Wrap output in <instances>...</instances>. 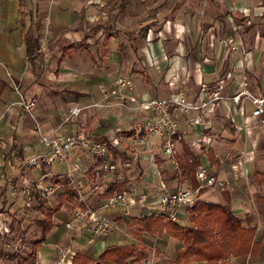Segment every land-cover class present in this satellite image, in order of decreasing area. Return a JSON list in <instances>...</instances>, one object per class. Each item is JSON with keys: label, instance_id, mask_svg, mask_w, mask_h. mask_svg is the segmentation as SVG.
<instances>
[{"label": "crops", "instance_id": "obj_1", "mask_svg": "<svg viewBox=\"0 0 264 264\" xmlns=\"http://www.w3.org/2000/svg\"><path fill=\"white\" fill-rule=\"evenodd\" d=\"M168 3L169 0H154L152 7L157 9L154 16L130 30H121V32L128 33L132 38H140L141 44L136 49L131 47V53L134 54L135 52L136 54L135 66L137 68L132 72L131 66L125 68L128 71L126 74H117L109 80H106L107 78L102 79L103 81L97 84L98 97H94L93 103L101 102L98 86L100 84L109 85L120 75L133 78V86L120 90L115 97L110 98V102H122L124 106H132L140 100L166 96L170 90L175 88L182 89L186 95L192 97L191 94L201 84H219L220 93L225 97H231L243 89L253 95L264 93V32L257 31L255 27L258 22L256 15H259L262 10L264 11V0H175L170 7L167 6V9L160 10L162 6L168 5ZM22 10L26 14L25 1ZM45 11L44 9L40 16L41 21H46L49 16V13ZM27 15L28 21L26 22L24 15L21 16L19 13L18 0H0V114L2 115L0 123V186H8V182L3 180V176L8 179L7 176L17 166L24 176L25 183L28 184L25 188L27 194L29 185L31 190L35 189L39 193L42 184L49 181H61L63 183L62 192L65 190L71 194L75 191L80 192L83 199L92 208L111 219L114 227L107 234L97 237L87 235L82 225L76 228V230L82 231V236L79 238H76L75 234H69V236L63 228H56L54 231L55 226L52 227L44 242L36 248L33 264H52L60 251L59 247L64 245L66 248L70 244L68 249L72 250V253L67 254L66 263L69 264L74 252L93 258L106 245L115 244L112 241L115 238L113 233L117 232L116 234L121 239V232L118 231H120V224H125L124 218L137 216L144 212V208L149 209V212H155L158 207H154L153 199L157 196L159 198L162 189L165 187L173 189L176 186H190L181 180L180 176L176 178L174 185L171 183L172 179H164L166 178L165 172L162 176L159 174L160 172H157V169L158 171H165L168 167L175 171L178 169H174L172 164L165 159L160 164L155 162L154 159L160 157V142L154 136H149L152 137L150 143L140 146L137 156L134 154L136 158L147 150L154 154L150 166L151 173L142 176L144 180L139 184L140 186L135 187L136 190L130 186L128 175L127 180L120 179L118 176L112 178V174L117 172L114 170L115 168L113 170L98 168L97 160L82 149L69 150L65 161L57 162L65 165V169L60 172L48 171V167L51 165L36 169V174L28 170L30 168H27L25 161L42 151L43 148L35 131L33 120L29 117L21 118L18 116V108L15 105L18 94L16 95L9 89V80L6 75V71L13 75L15 72L21 71L22 67L26 70L27 64L20 40L21 17H23L24 25L31 24L35 34V25L30 15V9ZM241 23L247 24V26L242 29L243 25L239 26ZM92 24L101 26L99 30L105 28L108 34H110L109 30L112 32L114 28L115 30L118 29L113 22L107 20L106 16L98 21L94 18ZM142 26H146V28L139 31ZM89 29L87 31L92 34ZM99 30L92 36L97 37ZM60 34L62 35V33ZM228 37L234 40V48L223 47L220 44L221 39ZM128 45L131 44L128 43ZM39 46L45 59L46 53L40 40ZM67 46L71 47L64 54L60 63L73 48L72 44H68L62 49ZM77 47L78 49L84 48L81 44H78ZM57 59L55 63L59 65ZM26 73L28 75L22 83L19 93L24 97L34 96L28 91L36 80L32 81L28 67ZM243 79L245 86H243ZM201 98L203 96L199 95L195 101ZM70 106L65 107L66 111ZM118 106L121 105L112 104L104 107ZM92 107L94 108V106ZM6 108L8 109L6 110ZM135 111H137L136 117L139 120L148 116L146 111ZM62 112L63 110H58L55 114L52 112L49 115L40 108L37 101L33 109V113L43 119L41 127L44 128V131L56 130L58 134H77V128L73 121L70 123L62 122V119L61 122L59 121L65 115L61 117ZM192 115V113L176 115L182 134L178 153L183 146H186L189 153L197 154L198 164L207 166V169L217 179L227 183L222 189L215 187L200 189L197 198L218 203L228 202L231 211L243 226L254 227L252 248L250 246L245 252H238L229 256L227 262L229 264H264V247L260 244L264 231V127H261L258 121L250 115V104L246 99L242 100L240 106L231 101H220L203 114L199 124H192L189 121ZM93 122L92 126L96 128L97 133L107 134L108 126L107 128L105 126L100 127L97 119ZM119 132L111 131L101 139L109 141L116 138L118 134L122 135ZM92 133L95 132L92 131ZM136 136L141 135L121 136V140L113 150L114 163L117 156L122 158L127 151L125 150L126 147H122L120 144L129 142L131 139L134 142L136 140L133 139ZM208 150L213 154L214 163L212 162V165L209 164L207 158ZM122 151L125 152L122 153ZM135 161L138 160L135 159ZM128 165L124 164V166ZM88 169H91V174L86 173ZM97 169L98 173L94 174ZM122 180L125 181L124 194L129 202L127 217L119 215L118 207L103 206L102 202L105 198H98V195L109 183ZM172 185L174 186L172 187ZM37 193L35 194L37 195ZM33 196L35 195H30L28 200L31 201ZM36 199L41 200L43 198L37 195ZM44 200L43 206L45 208H51L49 206L51 204L54 207L55 196L45 197ZM2 201V197H0V203ZM33 204L36 205L35 199ZM64 204H67L70 210V204ZM187 210L184 209L177 213V222L188 223L187 215H185ZM3 214L0 213V240H3L8 234L7 231L10 228V223H12V220L9 222L6 214ZM178 216L181 220L178 219ZM8 223L9 228L7 227ZM5 224L6 226H4ZM2 230L5 231L2 232ZM73 232L75 233V229L74 231L72 229L71 233ZM167 237V235H163L160 238H155L142 233L133 239L150 248V257L156 264H173L181 244L175 239L172 240V237ZM88 238L94 240L90 245L91 247L88 248L89 253H85L86 249L72 246L73 243L86 241L85 239L88 240ZM124 244L127 243H120V245ZM41 249L42 253H38ZM39 254L42 257H39ZM2 262L4 261L0 258V264ZM101 264L111 263L103 262ZM184 264H203V262L196 261Z\"/></svg>", "mask_w": 264, "mask_h": 264}, {"label": "rangeland", "instance_id": "obj_2", "mask_svg": "<svg viewBox=\"0 0 264 264\" xmlns=\"http://www.w3.org/2000/svg\"><path fill=\"white\" fill-rule=\"evenodd\" d=\"M24 1L26 11L24 19L26 22L28 21L27 12L30 9V15L32 17L33 24L35 25V35L38 36L41 46L46 53L43 61L42 74L30 86L28 91L36 96L37 104L39 103L40 108L45 113H49V115L52 112L55 114L58 110H63L61 114L62 117V115L66 114L65 107H67V105L70 106L72 104H76L81 107L79 116L75 119L73 118V120H68L65 123L73 121L77 128V133H86L89 131V133L93 134L98 139L106 137L111 131L117 132L130 130L132 124L139 121L136 117L137 111H133V108H131L130 105L125 104L126 106L118 107L94 106V108L90 105L94 102L95 98L98 97L96 87L98 83L103 81L102 79L107 78L106 80H109L117 74H126L128 71L125 70V68L131 66L133 69L132 72H134L135 68H137L135 66L136 54L134 52V56V54L131 53V47L136 49L137 46L141 44L140 38H132L128 33L126 34L125 32H121V30H130L147 20L149 17L154 16L157 12V9H153L154 7H152L154 0ZM174 1L175 0H169L168 5L162 6L160 10L167 9V6L170 7L171 4H174ZM44 9L46 10L45 12L49 13V16L46 21H41L40 16L43 14ZM259 9H257V11L261 10ZM103 16H106L109 22H113L114 26L118 27V29L115 30L114 28L112 32L109 30L110 34H108L107 30L102 28L99 30V33H97V37H94L87 30L94 26L92 24L94 18L98 21ZM256 19L258 21L255 26L257 31L264 32L263 10L259 15H256ZM17 23H19L18 20ZM241 25H243L242 29L247 26V24L243 23L239 26ZM60 33H62V35ZM128 43L131 45H128ZM68 44H72L73 48L63 61L59 65H56L55 61L59 56L62 47ZM78 44H81L84 48L78 49ZM21 69V71L15 72L13 75L9 74V71H6L7 79L9 80L8 87L16 95L21 92L22 83H24V80H26V76L28 75V73H26L27 67L26 70L24 67ZM67 90L72 91L71 93H67L69 92ZM91 118L92 122L87 129L85 126ZM48 119L51 120L50 117H48ZM61 119L62 118L59 120L60 122ZM96 119L100 127L105 126V128H107L108 126L109 131L107 134L103 135L95 131L96 128L92 125L94 123L93 121ZM42 131H44V128H42ZM92 131L95 133H92ZM151 138L152 137L141 135L134 137L133 140H136L134 142L131 139L129 142L126 141L120 144V146L126 147L125 150L127 151H122V153L125 152L123 155L124 157H116L114 170H117V172L112 174V178H114V176H118L120 179L123 178L124 180H127L128 175L130 186L136 190L135 187L143 182L142 180H144L142 176L151 173L150 166L153 162L154 157L152 156L154 154L147 150V152L141 153L140 157L136 158L137 152L140 151V146H145L146 143H150ZM135 159L138 161H135ZM124 164L129 165L124 166ZM64 169V163H54L48 167V171L56 173ZM28 170H31V172L35 174L37 173L36 169L30 168ZM157 172H160L159 174L161 176L165 172L166 178L164 179H172L173 181L171 183L175 185L177 178V175L175 176V170L168 167L165 171H158L157 169ZM11 174L8 175L9 177L7 176L8 179H5L3 176V180L8 182V186H0V197H2L3 200L0 203V213H4L3 215L6 214L5 216H7L9 222L12 220L10 228L9 223L7 226L9 230L7 231L8 234L6 233L7 235L4 237L6 241L5 245H7L6 247L17 249L18 254L20 255L17 259H19L18 262L20 264H33L35 256H29V240L35 238L39 233L36 221L41 218L42 212L35 204H33L32 198V200L30 199L31 201L28 200L32 190L29 185L28 194L25 192V188L28 184L25 183L26 181L21 170L19 171L16 166L15 169L13 168ZM174 185H172V187ZM164 189H162V191H168L170 188L165 187ZM202 198H204V196H202ZM157 199L158 196L153 199V204L155 205L154 207L157 206ZM49 206L53 208L52 204ZM68 208L67 204H63L54 214L52 222L55 228L53 230L55 231L56 228H63L66 230L68 235L75 234V237L79 238V236H82V231L76 230L79 226L67 228L64 225L67 218L65 215H67L69 210ZM149 211V209L144 208V212H141L140 214L142 215L143 213ZM126 219L127 218H124L125 221ZM178 219L181 220L179 216ZM4 226H6V224ZM120 226V231L118 232H121V239L116 232L113 233L115 238L112 239V241H114L115 244H120L121 242H136L134 240L135 237L128 232V227L125 224H120ZM72 229L73 231L75 229V233H71ZM4 231L5 230H2V232ZM124 232L127 235H125ZM167 238L170 237L168 236ZM81 239L84 238L81 237ZM171 239L174 240L173 238ZM85 240L86 241L75 242L72 246L83 250L86 249L85 253H89L88 248L91 247L90 245L94 240L89 238L88 240ZM59 248V252L65 251L68 255L72 253V250L68 249L70 248V244L67 245L66 248L64 245ZM39 252L42 253V249L38 251V253ZM39 257H42V255L39 254ZM2 264L9 263L2 262Z\"/></svg>", "mask_w": 264, "mask_h": 264}, {"label": "built area", "instance_id": "obj_3", "mask_svg": "<svg viewBox=\"0 0 264 264\" xmlns=\"http://www.w3.org/2000/svg\"><path fill=\"white\" fill-rule=\"evenodd\" d=\"M223 47L234 48L235 42L232 38H223L220 40ZM133 86V81L128 76H117L109 85L100 84L98 90L101 96V102L93 103L91 106L104 107L112 104L124 106L122 102H110L111 97H115L120 90L128 89ZM243 86L245 82L243 79ZM192 97L185 94L180 88L170 90V93L162 97H154L147 100L136 101L131 106L133 110L148 112V116L142 120L134 122L130 128L131 135L154 136L160 142V158L169 161L174 169H177L176 155L178 145L182 140V134L176 119L177 114L187 115L192 113L189 121L192 124H199L201 117L220 101H231L235 105L242 103L246 99L250 104V115L258 121L261 127H264V93L253 95L246 89H243L231 97L222 96L219 84L206 85L201 84L191 94ZM203 98L196 100L199 96ZM36 97H24L18 93L15 105L18 108V116L21 118L29 117L33 120L35 131L38 135L42 151L25 161L27 168L39 169L42 166H50L57 162L65 161L67 153L71 149H82L87 154L97 160L98 168L104 170H113L115 168L113 150L121 140V134L109 141L98 139L89 132L77 134H58L56 130L42 131L41 123L43 119L33 113L36 105ZM8 108H6L7 110ZM81 107L70 106L62 122H66L79 115ZM2 115L0 114V123ZM98 173V169L94 174ZM196 187L176 186L172 190L162 191L157 201L156 212L161 213L167 219L176 221L177 213L184 209H189L198 197L200 189L215 187L224 188L227 183L217 179L207 166L199 164L194 172ZM41 198L53 197L63 190L61 181H49L40 186ZM71 198L79 206L69 210L65 227L82 225L84 231L90 237L103 236L107 234L114 223L103 213L92 208L88 202L83 199L80 192L75 191ZM103 206L118 207L120 216L127 217L129 202L124 194H113L105 198ZM155 212V213H156ZM67 253L61 251L52 261V264H66ZM136 264H156L152 257H146Z\"/></svg>", "mask_w": 264, "mask_h": 264}, {"label": "trees", "instance_id": "obj_4", "mask_svg": "<svg viewBox=\"0 0 264 264\" xmlns=\"http://www.w3.org/2000/svg\"><path fill=\"white\" fill-rule=\"evenodd\" d=\"M18 6L20 15H24V11L22 10L24 1L18 0ZM20 22V40L23 45V55L32 75V81H34L42 73L44 53L40 49L39 38L33 33L31 24L24 25L23 17L20 18ZM99 28L101 26L96 25L91 27L89 31L94 34ZM145 28L146 26H142L139 31ZM70 47L67 46L62 49L57 63H60ZM67 91H69L67 93H71L70 90ZM91 122L92 118L86 126L87 129ZM120 132L125 137L131 135L130 130ZM196 155L189 153L186 146H183L176 155L178 170L175 171V176H180L181 180L185 181L190 187H196L194 172L199 165ZM207 158L209 159V164L212 165L214 158L212 152L209 150ZM154 160L157 164L163 161L160 157H156ZM86 173L91 174V169H88ZM124 186L125 181L123 180L111 182L101 191L98 198H108L113 194H124ZM32 191L31 195H35L33 196V200H36V207L41 210L42 217L36 221L39 229L38 235L29 241L30 257H34L36 248L46 239L53 227V216L60 207L64 203H69L71 209L79 206L71 198V193L65 190L55 195L56 202L53 208H45L43 206L44 198L41 200L36 199L37 195H40V192L37 193L35 189H32ZM187 219V224H181L167 219L161 213L149 212L141 216H128L125 225L128 227V232L135 237H138L142 233L155 238L167 235L180 243L181 248L173 260V264L196 261H201L203 264H229L227 262L229 256L235 255L238 252H245L250 246L251 248L253 246L254 227L243 226L231 211L228 202L218 203L197 198L194 204L187 210ZM5 244V239L0 240V258L4 263L20 264L18 262L19 259H17L20 257L17 249L5 247ZM260 244L264 247V231ZM150 255V248L141 242H132L124 245L109 244L93 258L74 252L69 264H101L103 262L111 264H136Z\"/></svg>", "mask_w": 264, "mask_h": 264}]
</instances>
